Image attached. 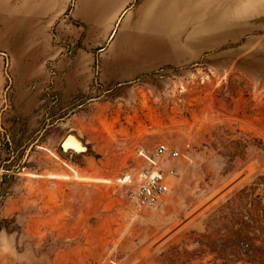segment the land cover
<instances>
[{"label": "rangeland", "instance_id": "374dc122", "mask_svg": "<svg viewBox=\"0 0 264 264\" xmlns=\"http://www.w3.org/2000/svg\"><path fill=\"white\" fill-rule=\"evenodd\" d=\"M18 1L17 26L0 15V264H264V0ZM68 132L88 149L62 152ZM161 141L177 173L137 210ZM67 164L108 180L46 175Z\"/></svg>", "mask_w": 264, "mask_h": 264}, {"label": "built area", "instance_id": "2783aa9c", "mask_svg": "<svg viewBox=\"0 0 264 264\" xmlns=\"http://www.w3.org/2000/svg\"><path fill=\"white\" fill-rule=\"evenodd\" d=\"M178 155L177 147L161 141L154 146L153 156H146L151 166L142 172L141 178L129 192L137 210L153 207L170 190V177L177 173L179 163L176 158ZM164 157L171 159L169 164L164 165L160 162Z\"/></svg>", "mask_w": 264, "mask_h": 264}, {"label": "bare ground", "instance_id": "6f19581e", "mask_svg": "<svg viewBox=\"0 0 264 264\" xmlns=\"http://www.w3.org/2000/svg\"><path fill=\"white\" fill-rule=\"evenodd\" d=\"M108 1L109 0H88V3L94 9L95 8L98 9V7H99V9H101L108 3ZM65 136H66V134L64 135V137ZM63 138L60 140V143L63 140ZM65 144H66V147H74L75 150H73V151H75L76 153H78L82 149V148H80L79 143L72 137H68L67 140L65 141ZM140 153L142 155L148 156L144 151H141ZM53 154H55V153L53 152ZM146 161H148L147 158H146ZM67 168H68L67 173L52 172V173H48V174H49V176H54V177H65V178L73 177V178H78V179H94V180H104V181L108 180L105 177L85 174L81 170L77 169L75 166H73L71 164H67ZM29 174L39 175V174H35V173H29ZM141 175H142V173L138 174V176H137L138 180L141 178ZM131 179L132 178H131L130 174H126V175H123L121 177H118L117 181L126 182V181H131Z\"/></svg>", "mask_w": 264, "mask_h": 264}, {"label": "crops", "instance_id": "0c3cea01", "mask_svg": "<svg viewBox=\"0 0 264 264\" xmlns=\"http://www.w3.org/2000/svg\"><path fill=\"white\" fill-rule=\"evenodd\" d=\"M18 4H20L18 0H0V10L2 9L0 11V15H3L4 17L11 18L8 21V23L13 25V26H17L19 24L18 17L20 15V10L18 8L14 7V6H17ZM25 6H26V3L24 2V7ZM23 14L26 17L27 11H25V9L23 11ZM161 160L166 161L167 162L166 164H169L171 161V159H169L168 157L161 158ZM148 163L150 164V162H148ZM53 172L67 173L68 168L66 165L65 166H56L55 171H53ZM50 173H52V172H50ZM85 174H87V173H85ZM39 175H43V174H39ZM46 175L49 176L48 173ZM50 177H54V176H50ZM57 178H65V177H57ZM67 178H73V177H67ZM73 179H78V178H73ZM78 180H94V179H78Z\"/></svg>", "mask_w": 264, "mask_h": 264}, {"label": "water", "instance_id": "95a60500", "mask_svg": "<svg viewBox=\"0 0 264 264\" xmlns=\"http://www.w3.org/2000/svg\"><path fill=\"white\" fill-rule=\"evenodd\" d=\"M68 137L74 138L79 143L80 148H82L81 151H79V153L86 151L88 149L85 141L81 137H79L76 133L68 132L66 133V136L63 138V140L60 143V149L62 152H67L68 150H72V151L75 150L74 147H66L65 141L67 140ZM73 153L79 154V153H76L75 151H73Z\"/></svg>", "mask_w": 264, "mask_h": 264}, {"label": "trees", "instance_id": "16d2710c", "mask_svg": "<svg viewBox=\"0 0 264 264\" xmlns=\"http://www.w3.org/2000/svg\"><path fill=\"white\" fill-rule=\"evenodd\" d=\"M242 231H243V230L239 228L238 231H237V235H240V236H241L242 233H243Z\"/></svg>", "mask_w": 264, "mask_h": 264}]
</instances>
